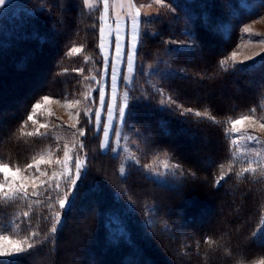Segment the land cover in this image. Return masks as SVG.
<instances>
[{
    "label": "trees",
    "instance_id": "trees-1",
    "mask_svg": "<svg viewBox=\"0 0 264 264\" xmlns=\"http://www.w3.org/2000/svg\"><path fill=\"white\" fill-rule=\"evenodd\" d=\"M166 2L174 10L160 6L154 15L142 16V23L146 18L153 22L142 25L129 102V109L136 107L124 129L138 144L141 162L167 156L181 167L185 176L171 186H162L140 167L130 166L122 176L121 159L112 150L103 151L102 131L84 115L69 126L36 114L37 123L28 121L24 131L39 129L44 135L18 131L32 105L45 95L60 101L82 100L85 94L97 98L92 86L103 62L99 9L89 10L83 0H26L0 14V159L23 169L47 151L62 155L65 146L82 143L87 171L77 184L84 187L75 206L64 211L55 234L49 229L58 203L49 209L46 192L31 198L39 203L32 204L27 219L42 242L0 264L264 260V168L238 177L245 165L230 139L231 120L248 115L264 124V55L245 64L230 58L246 39H241L242 27L254 15L242 0ZM224 21L231 23L228 33ZM173 40L192 46L177 47ZM73 47L82 50L70 53ZM225 57L227 71L220 66ZM166 95L184 108L207 110L215 120L181 114L166 105ZM45 119L48 123L40 127ZM81 128L83 136L78 134ZM222 172L224 179L217 185ZM52 197L55 202L57 194ZM24 211H29L28 201L5 202L0 195V222ZM27 232L23 223L17 234L0 235L24 238ZM209 237L215 243H205ZM63 251L71 252V261Z\"/></svg>",
    "mask_w": 264,
    "mask_h": 264
},
{
    "label": "rangeland",
    "instance_id": "rangeland-1",
    "mask_svg": "<svg viewBox=\"0 0 264 264\" xmlns=\"http://www.w3.org/2000/svg\"><path fill=\"white\" fill-rule=\"evenodd\" d=\"M26 0H15L9 4H7L5 7L0 8V14L6 10L7 7H12L13 5L20 4L22 2H25ZM89 3L91 4V8L89 10H98V13L100 17L103 15V5H102V0H89ZM134 3L137 7L140 5H147L151 4V7H141L140 8V17L139 20L141 21L140 26H139V32H140V42H141V31H142V16L143 15H154L158 8L161 5H158L153 2V0H142L141 3H137L134 0ZM245 7L248 9L249 12L252 13L253 18L249 20V22L245 23L244 28H248L249 32L245 33L246 34V39L238 44L235 48V52L237 53L235 60L233 62L235 63H249V62H254L258 58L262 57L264 55V44L258 43L257 41L264 39V3L263 0H242L241 2ZM128 0H109V10H108V18L106 21H102L101 19V27L104 30L103 34V42L105 45V48L103 52H108L109 53V72L111 71V65H112V56H111V49L109 48V41L112 40L114 41L115 39V31L117 28V25L115 23L117 17H119L121 23H120V29L121 33L123 35V44H124V52L127 54L128 52V31L130 27V23L128 20ZM133 14L135 13V9H132ZM100 27V28H101ZM223 28L226 30L225 32L228 33V29L231 28V23L228 21H224L223 23ZM101 40V36H100ZM139 44L136 47V53L139 48ZM177 47H191L192 44L188 42L187 40L182 41L181 43L177 44ZM103 52L100 48V53H101V58L103 61ZM136 64H137V55H136ZM120 75H124V67L123 65H118L117 66ZM102 71V68H101ZM133 78V82L129 86H122L119 87L117 90V95H116V100H115V108L119 109L123 103L125 102V99H127V103L129 106L130 102V92L132 87L134 86V81H135V76H136V69H135V75L129 74ZM99 81V83H97ZM101 87H104V92H105V112L110 104V93H109V88L105 86V78L99 76V78L95 79V85L92 86V92L97 91V94L99 93ZM239 95V94H237ZM98 96V95H97ZM166 99L168 96H165ZM80 100V99H78ZM75 100H67V101H60L56 98H51L47 104H43L42 102V107L36 111L37 115L45 116L46 118H52L54 117L55 119L63 122L66 125L69 126H75L81 118V115L85 116V110L91 106V110L93 113V120L95 127L97 128L96 121H95V113L99 107V101L98 99L96 100V104H91V101H86L84 97L82 98L81 103L76 104L74 102ZM171 101L172 98H171ZM167 99L166 105L171 107H175L178 111L184 114H191L195 115V111H199L202 113L201 116H196L199 118H210V115L207 110L205 109H199V108H191L194 111L193 112H185V109L182 105H180L178 102L175 101V103H172ZM165 105V104H164ZM178 105L182 107H178ZM127 111V110H126ZM105 112H101L100 114V131L103 133V129L107 126L105 123ZM204 113H208V115H204ZM45 119L44 124L48 123ZM126 120V119H125ZM262 120H257L253 117H251L250 120H245L243 121L242 124L237 125L239 128L238 132H234L231 130L232 137H238L239 139L236 141V144H234L236 155L240 161H242L243 165L245 167L248 166L247 161L250 160H260L262 161L261 164H252L251 166L258 171V169L264 168V128H261V122ZM125 128V121L120 122L118 120H113L111 123V130L112 131H118L119 135L116 137H112L111 134L108 137L104 136V133L102 134L103 136V144H102V149L103 151H108L112 150L113 154L118 156L121 159V168H124V175H127L128 168L131 167H136V168H141L149 177L153 178L156 180V174L157 173H164L166 170L164 169L163 165L165 163L169 164V167L171 171H174L177 173L175 176L171 175H164L161 176L160 179H164L168 181V185H177L182 179L184 175L183 170L181 167L175 168L174 166L177 165L175 162H172L167 156H160L152 161H149L147 163L141 162V152L140 149L138 148V144L130 137L129 132L126 131ZM255 136L258 137L259 141L261 143H256L255 141H248L247 137ZM107 145V147H105ZM68 152V169L64 168V152ZM64 152L62 155L57 153L56 150H51L45 152L38 160L43 158L45 163L39 164V168L41 172H46L47 175L41 176L39 172H35V165L32 169H28L25 171L24 169L21 170L20 173H17V178L18 180H22L24 185L27 187V190L29 194L33 192V190L41 192L42 196L45 192L43 191V188L48 187L47 184H44L43 187H41V182L43 181H49L53 185L57 182V180L61 184V192L67 191L68 185L65 183V180L67 179V176H58L57 179H51V174L53 171H56L58 174L61 172H67L68 170L72 169V166L75 164L76 160V153H80V158L81 160H85V153L83 152V149H80V146L76 145H69L64 147ZM259 152L260 155L256 156L255 153ZM61 160L60 164L56 163L57 159ZM50 161V163H48ZM138 162V163H137ZM146 165H151V167H146ZM14 170V169H13ZM183 172V175H179L180 172ZM32 173H35V175L38 177L37 180L33 181L32 179L28 178L31 176ZM84 173V170L81 172V176ZM2 181V180H1ZM79 181H77L78 184ZM18 186V185H16ZM57 195L58 193L55 192ZM75 194V191L69 194L68 199L71 200L72 196ZM38 196V197H40ZM33 197L37 196H31ZM59 209V210H58ZM67 209V207L63 210L59 208V205L57 207V210L61 212V222H63V214L64 211ZM153 217V215H152ZM62 224V223H61ZM61 225H57V229L60 228ZM5 236H9L10 240H17V239H23V237H18V236H11L5 234ZM3 243L5 246H10L9 242H0ZM166 254V252H165ZM63 256H70L67 260L71 261V252L63 251L62 252ZM14 257L17 256H10V257H0V261L4 260H9L13 259ZM261 262H264V260L259 261L257 264H261Z\"/></svg>",
    "mask_w": 264,
    "mask_h": 264
},
{
    "label": "snow or ice",
    "instance_id": "snow-or-ice-1",
    "mask_svg": "<svg viewBox=\"0 0 264 264\" xmlns=\"http://www.w3.org/2000/svg\"><path fill=\"white\" fill-rule=\"evenodd\" d=\"M9 2V0H0V8H3L6 6V4ZM83 2L91 8V4L89 3V0H83ZM154 3L161 5L162 7H166L169 10H174L173 6L170 3H167L166 0H153ZM102 5H103V15L100 17L102 21H106L108 18V10H109V0H102ZM141 7H151V4L147 5H140L137 7L134 3V0H128V20L130 23L129 31L127 33L128 35V52L125 54L124 52V44H123V35L121 33L120 29V19L117 17L115 23L117 25L116 31H115V39L114 41L110 40L109 41V48L111 49V56H112V65H111V71L109 72V53L108 52H103L105 45L103 42V34L104 30L101 27L99 29L101 40L100 43L98 44V47L101 48L103 52V62H102V71H101V76L105 78V86L109 88V93H110V104L105 112V92H104V87H101L97 98H92L90 95L85 94L84 99L86 101H91V104H96V100L98 99L99 101V107L95 113V121L97 131H100L99 123H100V114L101 112H105V123L106 127L103 129V133L105 137H108L110 134L112 137H116L119 135L118 131H112L111 130V123L113 120H118L120 122H124L125 119H131L133 116V109L136 107L133 105V109H129L127 99H125V102L123 105L119 108H115V100H116V95H117V90L119 87L122 86H129L133 82L132 76L129 74L135 75V69H136V47L140 42V32H139V26L141 21L139 20L140 17V8ZM135 9V13L133 14L132 9ZM153 21L151 19H145L143 23H152ZM249 29L244 28L241 39L246 38L244 36V33H248ZM258 43L264 44V39L257 41ZM171 43H180L178 41H171ZM82 49L78 47H73L70 49V53H79ZM237 53L233 51L230 54V58L235 60ZM229 57H225L220 61V66L224 71H227V60ZM264 63V61H261ZM118 65H123L124 67V75H120V71L118 69ZM234 67V66H233ZM252 67V66H248ZM235 71H245V68H240V69H235ZM82 72L83 69H80ZM95 80V77H93ZM99 83V81H97ZM161 95H163V90H159ZM65 99H67V94H65ZM169 101H171V97L167 98ZM43 104H47L50 100V97L45 95L41 98ZM42 102L38 100L35 102L31 109L29 110V113L26 115V119L22 121L21 127L18 130L21 135H28L32 136L33 134H38V135H44V133H39V129H36L35 133L33 132H25L24 129L27 127L28 121H31L32 124H36L37 121L34 119L36 115V111L42 107ZM76 104L81 103L80 100H75L74 101ZM172 103H175V101H171ZM178 107H182L178 105ZM127 110V111H126ZM194 110L191 108L185 109V112H193ZM253 114H255L256 109L253 108L251 110ZM184 114V113H181ZM194 114L196 116H201L202 113L199 111H195ZM204 115H208V113H204ZM85 116L87 118L88 123L93 122V113L91 110V106H89L85 110ZM211 119L215 120V117H210ZM251 116L245 115L242 116L238 119L231 120V130L234 132H238L239 128L237 125H240L243 123L245 120H250ZM261 128H264V124L260 125ZM40 127H45L44 124H41ZM78 134L80 136H83L85 134L84 129H78ZM232 140L233 144H236V141L239 139L238 137H230ZM248 141H255L256 143H261L258 139V137L251 136L249 135L247 137ZM66 147V146H65ZM107 147V145H105ZM80 149H83V144H80ZM59 150V149H57ZM256 156H259L260 153L256 152ZM64 168L68 169V152H64ZM234 154V159H236ZM75 164L72 166L71 170H68L67 172H61L57 173L56 171H53L51 174V179H57L58 176H67V179L65 180V183L68 185L67 191L61 192V184L57 180V182L53 185L49 181H43L41 182V187H43L44 184H47L48 187L43 188V191L48 193L46 199L49 201L48 207L49 209H54L55 203H58L59 208L61 210L65 209L67 207L68 210H71L76 203L77 198L79 197L80 194V189L84 187L83 182L80 183L79 188H77V181L81 180V172L84 170V177H87V171L85 170V165H86V159L81 160L80 158V153H76L75 157ZM45 163L43 158L40 160H36L33 158V163H28L23 166V169L27 171L28 169H32L35 165V172H39L41 176L47 175L46 172H41L39 168V164ZM50 163V161H48ZM57 164L61 163V160L58 158L56 160ZM138 163V162H137ZM262 161L260 160H250L247 161L248 166L247 167H242V169L237 172V176H242L246 172H251L254 173L256 169L252 167V164H261ZM146 167H151V165H146ZM164 169L166 170L164 173H157L156 174V182L160 183L162 186H168V181L164 179H160L161 176L164 175H171L175 176L177 175L176 172L171 171L169 164L165 163L163 165ZM175 168H179V165H175ZM223 165H221V169H223ZM14 169V170H13ZM21 166L10 164L8 162H4L2 159H0V174H2V181H0V195H2V198L5 202H15V201H28V206H29V211H24L22 213H14L11 214L10 216L4 218L6 222H0V233H11V234H17V229L20 228V225L23 223H27L28 225V232L24 236L23 239H17V240H10L9 236L5 235H0V242H9L10 246H5L3 243H0V257H10V256H19L22 253H25L26 251L33 249L36 244L41 243L37 237H39V232L32 230L31 227V221L28 220L27 218L31 214V206L33 203H39V201H32L31 196H40L41 192L33 190L31 194H29L27 187L24 185L22 180H18L17 178V173L21 172ZM124 168L120 169V173L123 176L124 175ZM229 171H231V167H229ZM179 175H183V172L181 171ZM33 181L37 180L38 177L35 175V173H32L30 177ZM224 179V173L218 177L216 180V184L219 185L220 180ZM18 185V186H16ZM75 191V195L72 196V199L69 200L68 196L70 193ZM52 192H57L58 195L56 197L55 202H53V197H52ZM52 223L49 231L52 234H55L57 232V225H61V212L59 211H52ZM23 216L25 219L21 220L20 217ZM47 219V217H45ZM253 235H257L256 233H253ZM47 239V237H45ZM205 243H215L214 241L211 240V238H206ZM6 264H15L14 261H8ZM237 264H242V261H238ZM261 264H264V262H261Z\"/></svg>",
    "mask_w": 264,
    "mask_h": 264
},
{
    "label": "crops",
    "instance_id": "crops-1",
    "mask_svg": "<svg viewBox=\"0 0 264 264\" xmlns=\"http://www.w3.org/2000/svg\"><path fill=\"white\" fill-rule=\"evenodd\" d=\"M13 1H15V0H9V2H8L7 4H9V3L13 2ZM7 4H6V5H7ZM87 8H88V7H87Z\"/></svg>",
    "mask_w": 264,
    "mask_h": 264
}]
</instances>
